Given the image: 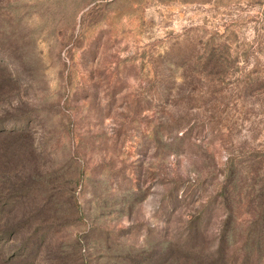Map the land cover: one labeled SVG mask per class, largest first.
Returning <instances> with one entry per match:
<instances>
[{
    "label": "rangeland",
    "instance_id": "obj_1",
    "mask_svg": "<svg viewBox=\"0 0 264 264\" xmlns=\"http://www.w3.org/2000/svg\"><path fill=\"white\" fill-rule=\"evenodd\" d=\"M0 264H264V0H0Z\"/></svg>",
    "mask_w": 264,
    "mask_h": 264
}]
</instances>
